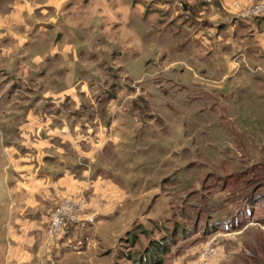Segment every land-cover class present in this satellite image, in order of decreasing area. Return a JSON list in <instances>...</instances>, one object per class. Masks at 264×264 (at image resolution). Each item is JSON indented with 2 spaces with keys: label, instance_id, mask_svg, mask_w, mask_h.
<instances>
[{
  "label": "rangeland",
  "instance_id": "374dc122",
  "mask_svg": "<svg viewBox=\"0 0 264 264\" xmlns=\"http://www.w3.org/2000/svg\"><path fill=\"white\" fill-rule=\"evenodd\" d=\"M49 2L53 19L42 29L57 28L52 43L72 47L64 60L47 56L49 68L48 41L39 49L32 39L25 55L15 48L13 66L0 67V138L6 113L14 130L42 100V120L68 127L81 140L80 157L122 186L114 220L94 223L107 246L93 249L84 234L56 264H137L153 239L169 250L161 264H264V63L250 64L260 56L253 49L247 58L233 53L241 45L217 42L212 25L229 14L230 23L248 21L243 9L264 0L243 7L231 0L202 26L178 0ZM62 87L76 99L70 90L54 99ZM6 165L0 146V209ZM2 221L0 210V233Z\"/></svg>",
  "mask_w": 264,
  "mask_h": 264
},
{
  "label": "crops",
  "instance_id": "0c3cea01",
  "mask_svg": "<svg viewBox=\"0 0 264 264\" xmlns=\"http://www.w3.org/2000/svg\"><path fill=\"white\" fill-rule=\"evenodd\" d=\"M55 1L59 0H52V2ZM195 1L178 0L180 7H183L181 3L186 5L184 13L194 17L195 21L202 22L200 26L204 25L203 17H206L208 12H214L215 9L223 11L224 3L230 5L231 2V0H216L211 6H207L208 3L199 2L201 6L197 7L193 4ZM234 1L241 3L243 7L255 0ZM52 7L54 5L49 0H0V33H2L0 67L5 70L11 68L14 64L11 54L15 48H22V53L25 55L27 54L25 47L31 45L29 41L37 38L36 47L39 49H41L39 45H42V41H48L46 45H42L43 68L55 65L48 59L45 60L53 53L56 57L61 54L64 60L65 52L72 46L63 45L62 40V44L52 43V36L59 32L57 28H49L47 31L42 29L44 23L53 19ZM229 18H233L232 15L229 14L228 19L225 18L223 25L218 22L212 24H217L215 26L218 28L215 34L217 42L229 43L234 49H238L237 46L241 45L242 48L237 52L234 50L233 53H243L246 57L248 49H253V53L258 52L260 56L257 58L254 54L250 58L252 60L250 64L261 61L264 63V19L250 27L246 23H250L249 20L230 23ZM212 25L204 27L207 31H212ZM237 27L242 28L243 31L239 33ZM38 35L40 36L37 37ZM69 57L71 62L78 63V60ZM39 60L40 57H36L33 61ZM233 65V63L230 64V66ZM42 82H45L44 74ZM4 84L1 82L0 87ZM10 85L8 80L6 89ZM15 87L19 88L17 84ZM63 89V87L56 88L52 93L53 98L60 99L65 90H70L68 94L76 99L73 97L75 93L72 92L75 89ZM13 91L14 86H11L10 98ZM46 93H43V97L49 99L51 95L47 96ZM88 94L89 92H86L87 97ZM37 105V111L33 104L27 109L23 120L17 127L15 126L14 130H11L9 126L11 121L9 112L3 116L6 118V125L0 138V146L7 165L6 174L3 176L6 192L2 202L3 207L0 209L4 213L0 233V258L3 257V263L0 264H56L65 258L67 249H71L72 245H75L73 248L79 247L84 234L87 237L92 236L89 242L93 249L96 246L102 248L100 244L104 245L105 241L96 238L95 222L79 228L67 226L53 242H50L46 237L49 215L60 199L73 197L82 201L84 212L97 214L96 218H104L103 223H105L110 217L114 220V211L121 203L119 197L122 186L119 179L104 177L107 174L95 171L96 164L93 159L86 157L87 161L80 157L84 155L80 151L81 140L75 136L72 137L73 133L68 127L58 129L55 126H48L49 121L42 120V100H39ZM20 109L11 114L14 125L15 116L22 113ZM72 158H75L73 162ZM112 219L107 221H113ZM87 254L95 255L93 252Z\"/></svg>",
  "mask_w": 264,
  "mask_h": 264
},
{
  "label": "built area",
  "instance_id": "2783aa9c",
  "mask_svg": "<svg viewBox=\"0 0 264 264\" xmlns=\"http://www.w3.org/2000/svg\"><path fill=\"white\" fill-rule=\"evenodd\" d=\"M211 3V0H202ZM238 7V4H235ZM245 17L259 18L264 17V4H254L243 9ZM95 213H86L82 208V201L79 198L67 197L60 199L51 211L48 219L46 237L53 242L62 230L67 226L91 225L96 220Z\"/></svg>",
  "mask_w": 264,
  "mask_h": 264
},
{
  "label": "trees",
  "instance_id": "16d2710c",
  "mask_svg": "<svg viewBox=\"0 0 264 264\" xmlns=\"http://www.w3.org/2000/svg\"><path fill=\"white\" fill-rule=\"evenodd\" d=\"M202 4H207L206 2L199 0ZM214 5V2L208 3L207 6ZM264 19V17L259 18H250L249 22H246L248 26L252 27L253 24L258 22L259 20ZM245 22V21H244ZM252 25V26H251ZM253 197V196H251ZM168 247L164 241H161L159 239H153L150 240L145 247L143 253H146V255H142L137 261H135L137 264H148L147 261H149V264H161L162 256L168 252Z\"/></svg>",
  "mask_w": 264,
  "mask_h": 264
},
{
  "label": "water",
  "instance_id": "95a60500",
  "mask_svg": "<svg viewBox=\"0 0 264 264\" xmlns=\"http://www.w3.org/2000/svg\"><path fill=\"white\" fill-rule=\"evenodd\" d=\"M181 5L183 6V10L185 11L186 10V5L184 3H181Z\"/></svg>",
  "mask_w": 264,
  "mask_h": 264
}]
</instances>
